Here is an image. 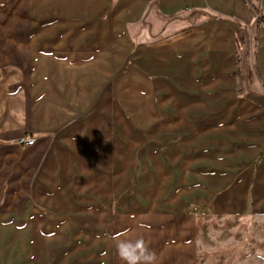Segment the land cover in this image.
Listing matches in <instances>:
<instances>
[{
    "label": "rangeland",
    "instance_id": "obj_1",
    "mask_svg": "<svg viewBox=\"0 0 264 264\" xmlns=\"http://www.w3.org/2000/svg\"><path fill=\"white\" fill-rule=\"evenodd\" d=\"M145 20L112 24V39L103 47L101 91L79 121L76 112L66 114L72 124L63 133L82 124V134L76 130L74 136L99 143L100 155L90 163L96 170L89 163L80 170L74 156V168L68 165L47 189L45 158L17 209L0 213V264H122L115 247L122 238H143L156 264H189L194 250L198 264H264L256 255L264 253V216L247 220L231 199L247 164L236 149L240 139L225 143L219 125L229 112L228 93H219L214 109H192L188 100L201 91L194 81L205 84L207 73L200 65L192 77L189 60L166 51L190 36L195 24H169L154 12ZM184 67L188 73L181 72ZM252 67L254 61L242 62L236 86L251 102ZM231 103L230 118L243 120L249 109ZM64 160L55 167L64 168ZM6 193L12 197L14 190ZM224 198L228 211H221ZM191 239L193 247H186Z\"/></svg>",
    "mask_w": 264,
    "mask_h": 264
},
{
    "label": "crops",
    "instance_id": "obj_2",
    "mask_svg": "<svg viewBox=\"0 0 264 264\" xmlns=\"http://www.w3.org/2000/svg\"><path fill=\"white\" fill-rule=\"evenodd\" d=\"M118 2L0 0V213L17 209L30 193L29 181L37 176L45 158L42 176L50 179L47 189L61 180L68 165L71 171L76 160L83 171L92 164V157L97 159L99 143L74 136L76 130L82 134V124L63 133L72 124L66 114L76 112L74 121H79L101 91L103 47L112 39V24L140 23L154 12L169 24H195L190 36H182L166 51L189 60L192 77L199 75L195 67L200 65L207 73L205 84L194 81L201 91L188 100L192 109H214L220 104L215 100L219 93L225 97L228 93L224 107L229 112L223 113L224 123L219 125L225 143L230 144L232 136L240 139L236 149L247 164V175L235 184V198L228 195L236 199V208L247 214V220L251 214L264 216V0H123L117 6ZM108 14L109 20H104ZM178 50L184 51L181 58ZM249 61H254V73L249 75L253 84L247 95L252 102L245 90L236 91L240 65ZM181 72L188 73V68ZM231 102L249 109L244 112L245 120L230 118L235 106ZM236 124L231 132V125ZM30 139L34 144L28 146ZM62 157L64 168L58 169L55 165ZM94 166L90 168L96 170ZM226 183L224 187L230 188ZM7 190H14L12 197ZM223 201L221 211H228L230 204L226 198ZM187 244L193 247L192 239ZM189 264H198V250L192 252Z\"/></svg>",
    "mask_w": 264,
    "mask_h": 264
},
{
    "label": "clouds",
    "instance_id": "obj_3",
    "mask_svg": "<svg viewBox=\"0 0 264 264\" xmlns=\"http://www.w3.org/2000/svg\"><path fill=\"white\" fill-rule=\"evenodd\" d=\"M115 247L122 264H156V254L150 251L143 238H122ZM256 255L264 257L260 251Z\"/></svg>",
    "mask_w": 264,
    "mask_h": 264
},
{
    "label": "built area",
    "instance_id": "obj_4",
    "mask_svg": "<svg viewBox=\"0 0 264 264\" xmlns=\"http://www.w3.org/2000/svg\"><path fill=\"white\" fill-rule=\"evenodd\" d=\"M33 144H34V140H33V139L28 140V142H27V145H28V146H31V145H33Z\"/></svg>",
    "mask_w": 264,
    "mask_h": 264
}]
</instances>
